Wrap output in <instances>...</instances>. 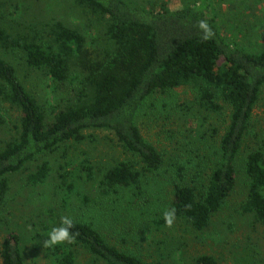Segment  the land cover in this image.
Instances as JSON below:
<instances>
[{"label":"trees","instance_id":"1","mask_svg":"<svg viewBox=\"0 0 264 264\" xmlns=\"http://www.w3.org/2000/svg\"><path fill=\"white\" fill-rule=\"evenodd\" d=\"M47 1L57 5L46 21L14 22L27 3L36 8ZM67 8L73 12L67 15ZM212 9L210 0L179 7L167 0H0V130L8 133L0 140V216L9 207L12 176L31 170L26 184L44 183L53 170L50 155L78 148L91 133H106L115 142L110 162L98 173L87 165L86 185L77 192L82 204L90 203L93 177L100 176L99 205L124 191L142 196L150 176L169 174V210L203 230L237 188L238 159L245 152L241 210L264 226V148L248 141L256 133L254 112L264 89V41L251 48L229 40ZM83 19L86 24L76 23ZM7 56L48 79L51 100L28 88ZM160 98L174 101L179 133H221L204 175L182 166L169 172L161 150L144 136L145 110ZM187 101L193 105L183 113L179 105ZM66 167H58L60 177ZM64 216L52 219L54 227ZM70 216L75 242L48 249L55 264H74L78 248L105 264H147L113 244L90 214ZM45 228L47 238L53 227ZM0 262L25 264L19 232L3 236ZM194 264L218 263L204 255Z\"/></svg>","mask_w":264,"mask_h":264},{"label":"rangeland","instance_id":"2","mask_svg":"<svg viewBox=\"0 0 264 264\" xmlns=\"http://www.w3.org/2000/svg\"><path fill=\"white\" fill-rule=\"evenodd\" d=\"M190 1L167 0L172 7L187 5ZM52 3L55 2L47 1L36 8L27 3L28 9L18 10L13 20L22 24L25 22V25L46 21L50 10H56ZM210 3L213 14L221 24L222 33L229 40L239 41L251 48L262 45L264 0H210ZM72 12L67 8V15ZM61 14L66 16L63 11ZM72 19L68 17L67 20L72 22ZM76 23L84 25L87 21L83 19ZM6 58L17 68L28 88L34 87L35 93L51 100L48 79L27 69L19 58ZM153 104L154 107L149 106L145 110L146 117L142 119L143 134L161 150L168 171L182 166L189 172L197 170L204 175L209 166L207 162L216 155L213 145L218 143L221 133H210V130L205 133H179L175 124L178 116L172 108L174 101L160 98ZM192 105V102L187 101L179 106L185 113L186 108H191ZM254 117L256 133H250L249 145L264 148V89ZM207 121L213 122L210 118ZM91 135L93 137H89L76 149L70 146L65 152L58 151L50 155L53 170L44 183L34 187L27 185L25 178L31 170L11 177L9 207L6 214L0 216V241L10 230L19 232L25 264H55L52 257H48V249L43 247L45 227L49 223L52 227L57 225V222L53 225V220L59 215L72 217L71 213L81 215L82 212L102 223L105 234L113 244L130 251L147 264H194L196 258L204 255L212 256L218 264H264V226L256 224L252 216L241 210L246 194L243 183L245 152L238 159L240 180L237 188L210 224L203 230H195L177 218L171 226L164 220L165 211H169L172 190L169 174L165 177L150 176L152 183H148L145 188L147 193L142 196L124 191L119 193L114 202L104 201L99 205H94V201L98 194L96 187L100 176L93 177L95 182H92L87 194L90 203L82 204L77 192L82 191L86 185L84 179L88 171L87 165H91L92 171L98 173V169H103V164L110 162V147L115 145L106 133ZM7 136V131L0 130V140ZM112 150L116 153V149ZM87 156L93 159L89 160ZM98 162L101 166L96 167ZM65 164L67 167L60 177L58 167H64ZM75 257L74 264H105L81 248L76 250Z\"/></svg>","mask_w":264,"mask_h":264},{"label":"clouds","instance_id":"3","mask_svg":"<svg viewBox=\"0 0 264 264\" xmlns=\"http://www.w3.org/2000/svg\"><path fill=\"white\" fill-rule=\"evenodd\" d=\"M200 27L209 31L208 25L201 22ZM175 219V209L165 211L164 220L171 226ZM73 228V221L67 217L61 219L60 225L53 227L48 233L47 238L43 242V247L47 249H54L58 246L72 244L75 242V234L71 231Z\"/></svg>","mask_w":264,"mask_h":264}]
</instances>
